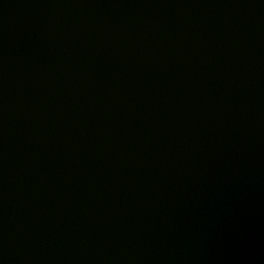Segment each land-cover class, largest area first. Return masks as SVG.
<instances>
[{"label":"water","instance_id":"obj_1","mask_svg":"<svg viewBox=\"0 0 264 264\" xmlns=\"http://www.w3.org/2000/svg\"><path fill=\"white\" fill-rule=\"evenodd\" d=\"M0 264H264V0H0Z\"/></svg>","mask_w":264,"mask_h":264}]
</instances>
